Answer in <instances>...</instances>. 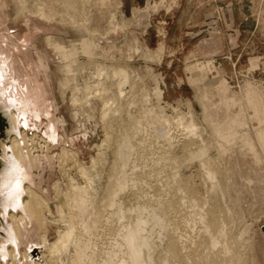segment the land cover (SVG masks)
<instances>
[{
	"label": "bare ground",
	"instance_id": "bare-ground-1",
	"mask_svg": "<svg viewBox=\"0 0 264 264\" xmlns=\"http://www.w3.org/2000/svg\"><path fill=\"white\" fill-rule=\"evenodd\" d=\"M71 1L74 4L67 6L64 3L48 5L41 0H10L14 20L24 12L61 27L60 35L47 34L42 43L60 60L56 67L58 73L65 76L59 78L62 104L66 101L63 90H70L69 103L73 110L68 118L76 123L70 133L64 115L59 121L53 116L51 101L38 79L40 66L26 62L25 41L16 43L0 35V96L12 107L18 128L23 126L42 133L41 137L36 133L27 139L24 132L22 140L12 139L10 167L0 175V189L8 195L0 215L12 223L7 230L8 238L0 245V258L5 261L10 258L13 264H19V247L30 243L31 248L22 252L23 258L26 261L32 258L31 251L36 244L44 249L41 257L46 264L237 263L224 239L222 208L217 203L224 182L217 180L210 195L200 203H186L187 185L184 178V181L177 179L181 166L187 162L183 161L178 167L181 170L176 172L171 127L175 126L177 118V122L191 132L198 128L190 114L187 121L186 116L172 118L165 113V107L176 108L164 101V78L152 67L162 62L165 43L160 42L156 48L143 43L141 39L147 30L128 34L131 25L139 19L136 8L132 16H126L123 3L101 0L98 3L104 14L101 29L91 26L95 0ZM119 31L124 35L122 46L125 48L117 53L106 42ZM133 60H142L145 66H135ZM198 65L200 70H207L214 62L198 60ZM5 81H9L10 88L1 86ZM95 104L97 109L93 107ZM95 111L104 128L103 138L95 143L98 154L107 156L112 150L105 177L100 172L99 158L92 157L89 165L79 159L72 147L63 146L56 155V164L65 178L53 183V198L29 186L34 185L32 167L35 169L42 159V156H33L31 146L38 141L47 146L57 145L61 140L58 122L66 136L81 134L85 137L89 133L91 137L90 121ZM179 123H175L176 126ZM150 127L158 131L154 139L146 137ZM253 142V151H259L264 161V152L255 136ZM148 143L154 148L161 147L164 153L160 152L159 157L167 163L170 161L173 167H160L157 160L151 159L147 153ZM199 154V157L204 156V150ZM102 159L106 163L109 157ZM137 159H143L154 170L136 174ZM68 162L81 180L70 172L72 169L65 165ZM211 176L214 179V174ZM122 192L128 193V199L135 200L134 206L126 207L118 200ZM150 192L154 203L146 200ZM19 211L22 212L20 218ZM31 224L36 225L39 235L28 239L25 233L29 237ZM52 228L54 238L50 237ZM24 234L25 241L18 243ZM9 244L15 245L17 250L8 247ZM34 263L43 264L42 260Z\"/></svg>",
	"mask_w": 264,
	"mask_h": 264
},
{
	"label": "rangeland",
	"instance_id": "rangeland-1",
	"mask_svg": "<svg viewBox=\"0 0 264 264\" xmlns=\"http://www.w3.org/2000/svg\"><path fill=\"white\" fill-rule=\"evenodd\" d=\"M41 1L48 5L74 4L71 0ZM116 1L123 3V0ZM135 1L143 7L137 9L139 19L131 25L128 34L143 33L147 30V43H151V47H156L160 42L165 43L166 52L162 62L152 64L155 73L164 78V101L176 108L174 110L165 107V113L172 118L186 116L187 121L190 114L198 128L196 132H191L184 124L177 122L176 118L175 123L179 124L176 126L174 123L175 126H172L173 130L170 131L173 139L171 146L176 150L177 156L176 172L182 168L177 179L185 180L188 186L185 189L188 200L185 202L200 203L202 198L210 195V190L217 180H222L225 187L220 188L219 193L217 191V203L222 208L224 239L229 243L237 260V263L233 264H264V161L259 151H253L255 136L264 152V0ZM99 2L101 0L94 1L95 7L90 21L92 27L102 29L100 24L104 14L100 10ZM60 30L61 27L57 24L45 23L27 16L24 12L14 20L10 0H0V35L16 43L25 41L26 62L40 66L38 79L44 85L51 101L53 116L59 121L64 115L67 119V132L70 133L76 127V123L68 118L73 110L69 103L70 90H63L66 101L62 104L59 78L65 76L59 74L56 67L60 60L42 43L45 35H58ZM162 36L166 38L163 39ZM123 42L124 35L119 31L106 44H111L118 53L120 50L124 51ZM198 60L213 61L214 65L210 69L200 70ZM23 61V64H26L25 60ZM132 64L142 68L145 66L142 60H133ZM148 84L151 85V82ZM1 86L10 88L9 81L3 82ZM2 101L7 105V100ZM93 107L97 109L96 104ZM93 114L91 125L89 124L91 137L89 133L85 137L81 134L66 136L58 122L61 140L57 145L47 146L45 142L38 141L35 146H31L33 156H42V159L35 169L32 167L34 185L29 186L42 195L47 192L53 198V183L65 178L56 164V155L63 146L72 147L79 159L86 164H91L92 157L99 158L100 172L103 178L105 177V172L111 164L112 150L107 156L98 154L95 143L103 138L104 128L98 121L96 111ZM154 128L147 130L148 139L157 136L158 131ZM12 130L10 126L0 134ZM24 132L27 139H31L36 133L42 136L37 130H22V134ZM11 137L13 138V135ZM2 143L7 144L6 141ZM148 147V156L157 160L161 164L160 167H173L170 161L167 163L166 159L159 157L160 152L164 153L161 147L154 148L152 143H148ZM200 150H204V156L199 157ZM142 151L143 149H140V152ZM7 154L11 156L12 153L8 151ZM105 157H109L106 163L102 159ZM183 161L187 162L185 167L181 166ZM65 165L72 169L69 162ZM136 165V174L151 173L154 170L143 159H137ZM179 166L181 168L178 169ZM70 172L79 178L75 169ZM153 196L150 192L146 200L154 203ZM119 197L118 200L125 203L126 207L134 206L135 200L128 199L127 192L120 193ZM52 209L54 210V206ZM18 215L20 218L22 214ZM11 223L9 220V224ZM35 227V224H31L29 237L25 233L26 238L39 235ZM25 234L18 243L25 241ZM54 235L52 228L50 237L54 238ZM2 242L3 240H0V245ZM26 244L19 247V264H35L36 260H42V263L46 264L41 257L43 248H38L39 250L32 254L33 257L26 261L22 252L31 248L30 243L27 248ZM33 247L40 246L33 244ZM0 264L13 263L8 258L7 261L0 259Z\"/></svg>",
	"mask_w": 264,
	"mask_h": 264
},
{
	"label": "water",
	"instance_id": "water-1",
	"mask_svg": "<svg viewBox=\"0 0 264 264\" xmlns=\"http://www.w3.org/2000/svg\"><path fill=\"white\" fill-rule=\"evenodd\" d=\"M3 98L0 96V132L5 131L8 129L10 126L12 127V131L10 132L9 136L4 137L3 139H0V175H4L7 170L10 167V162H9V156L5 152L11 151L13 147L12 139L16 137L18 140L23 139L22 130L23 131H28L26 130L23 126L18 128V124L14 120L13 117V109L10 106V104L5 105V103L2 101ZM13 135V138L11 137ZM3 141H6L7 144H4L5 147H2ZM6 149V151H5ZM2 154V156H1ZM7 155V156H6ZM0 184H1V178H0ZM7 192L2 191L0 189V212L3 211L5 207V203H7ZM10 211H14L12 208H10ZM21 212V211H19ZM22 214V212H21ZM9 230V218L5 219L0 215V240H6L8 238V231ZM8 247H12L16 249V246L13 244H9ZM39 247L33 249L31 253L33 254ZM17 250V249H16ZM39 250V249H38ZM31 254V257H33ZM1 259V258H0ZM3 260V259H1ZM5 261V260H3ZM7 261V260H6Z\"/></svg>",
	"mask_w": 264,
	"mask_h": 264
},
{
	"label": "crops",
	"instance_id": "crops-1",
	"mask_svg": "<svg viewBox=\"0 0 264 264\" xmlns=\"http://www.w3.org/2000/svg\"><path fill=\"white\" fill-rule=\"evenodd\" d=\"M122 2H123V10H124L126 16H132L135 8H136V9H141V7H143L142 4H139V3L136 2L135 0H123ZM127 14H128V15H127ZM147 32H148V31H146V33L144 34V37L142 38L146 43H147V41H148V39H149V38L147 37ZM158 36H159V35H156V37H158ZM162 37H163V39L166 38V37H164V36H162ZM147 45H148L149 47H151V43H148ZM159 45H160V43L157 44L156 47H158ZM156 47H154V48H156ZM151 48H153V47H151Z\"/></svg>",
	"mask_w": 264,
	"mask_h": 264
},
{
	"label": "flooded vegetation",
	"instance_id": "flooded-vegetation-1",
	"mask_svg": "<svg viewBox=\"0 0 264 264\" xmlns=\"http://www.w3.org/2000/svg\"><path fill=\"white\" fill-rule=\"evenodd\" d=\"M10 132H11V131H10ZM10 132H9V133H5V132H4L3 134L1 133V134H0V139H3V138L6 137V136L8 137L9 134H10ZM5 154H6V152H5ZM6 156H7V155H6ZM0 159H3V158H0ZM0 161H1V160H0Z\"/></svg>",
	"mask_w": 264,
	"mask_h": 264
}]
</instances>
